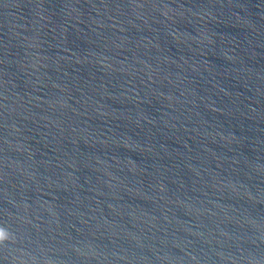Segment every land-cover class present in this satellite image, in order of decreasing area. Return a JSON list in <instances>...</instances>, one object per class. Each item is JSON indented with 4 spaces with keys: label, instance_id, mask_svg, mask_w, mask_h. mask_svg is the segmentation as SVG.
<instances>
[{
    "label": "water",
    "instance_id": "water-1",
    "mask_svg": "<svg viewBox=\"0 0 264 264\" xmlns=\"http://www.w3.org/2000/svg\"><path fill=\"white\" fill-rule=\"evenodd\" d=\"M0 264H264V0H0Z\"/></svg>",
    "mask_w": 264,
    "mask_h": 264
}]
</instances>
